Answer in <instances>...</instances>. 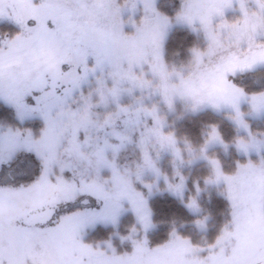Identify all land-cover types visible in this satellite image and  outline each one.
Here are the masks:
<instances>
[{
	"label": "snow or ice",
	"instance_id": "snow-or-ice-1",
	"mask_svg": "<svg viewBox=\"0 0 264 264\" xmlns=\"http://www.w3.org/2000/svg\"><path fill=\"white\" fill-rule=\"evenodd\" d=\"M173 23L205 41L191 50L197 70L179 79L163 56ZM205 54L216 63L201 69ZM257 64L264 0H178L173 15L158 0H0V264H264V139L242 108L264 113V89L231 80ZM177 100L229 108L247 134L234 137L240 159L228 169L206 155L209 144H224L217 125L199 148L211 169L205 183L220 185L228 202L227 220L203 244L175 229L159 243L148 239L145 173L163 175L183 196L179 170L172 183L157 166L161 152L183 162L161 110ZM129 145L132 168L119 162ZM186 206L198 209L195 196ZM129 210L142 238L122 237L124 249L85 240L87 228Z\"/></svg>",
	"mask_w": 264,
	"mask_h": 264
},
{
	"label": "trees",
	"instance_id": "trees-1",
	"mask_svg": "<svg viewBox=\"0 0 264 264\" xmlns=\"http://www.w3.org/2000/svg\"><path fill=\"white\" fill-rule=\"evenodd\" d=\"M170 6L165 7V3L170 2ZM159 6L162 11L169 15H173L178 5V0H158ZM4 30H8L5 28ZM165 39L163 46V56L170 70H172L175 63L184 62L183 64H190L193 60L192 49H205V41L198 31H193L187 26H172ZM264 70V68H263ZM181 73V76H184ZM256 75L258 71L252 72ZM243 73H236L231 77L238 86L244 88L248 92L258 91L264 89V85H251L248 80H242ZM261 80V79H260ZM258 81V80H257ZM260 82V81H259ZM163 115L165 116L166 128L174 132L178 139V145L182 150L186 148L184 141L187 140L188 144L192 148L199 152L200 146L204 143L207 138L210 125H217L224 143L227 147H220L216 149V152L212 153L218 158L224 168H231L238 159L240 154L236 151L233 146V140L236 136H246L247 134L241 133L237 130L236 125L231 120L227 119L225 114H218L213 110L205 109L198 111V113L191 114L189 112H181L178 109L173 114H167L164 108L161 106ZM38 121H33L31 126L37 127ZM258 129H264V117L257 122ZM255 125V121L252 123ZM260 136V135H259ZM166 157L162 158L159 162V168L163 174L170 176L173 174L171 166L165 162ZM188 173V186L192 187V181L197 180L198 184L202 186L204 178L211 175L210 167L203 165H196L193 170H185ZM144 180L152 184L151 195L147 198L149 207L151 209V222L152 227L148 230V239L152 243H159L168 237V234L175 229L177 233L189 238L193 243L197 242L201 238L205 242L214 240L217 236L221 226L225 223L228 218V202L221 194V189H213L211 191L203 192V199L201 205V213L193 214L190 213L186 207L184 199L175 196L172 192L168 191L162 178H156L154 176L143 177ZM173 180H176L174 177ZM141 190L148 194L147 189L141 187ZM167 190V191H166ZM207 217V229L203 232H199L192 222L196 219ZM118 231L121 235H126L130 230L135 229V233L131 235L134 239H139L143 235L139 225L137 224L136 218L131 214H124L119 221ZM115 230L112 226H98L92 231H89L85 236V240L97 244L99 241L112 240L114 243L115 237L111 236ZM123 244V245H122ZM122 244H116L117 249L127 248L129 240H125Z\"/></svg>",
	"mask_w": 264,
	"mask_h": 264
},
{
	"label": "rangeland",
	"instance_id": "rangeland-1",
	"mask_svg": "<svg viewBox=\"0 0 264 264\" xmlns=\"http://www.w3.org/2000/svg\"><path fill=\"white\" fill-rule=\"evenodd\" d=\"M170 3H171V1L168 2V3H165L164 4L165 7H167L168 5L170 6ZM229 15H231V13H229ZM175 25L176 26H184L183 24H177V23H173L172 26H175ZM171 27L169 29H171ZM4 31H8V30H4ZM169 31L170 30H168V32ZM168 32H167V34H168ZM166 37H167V35H166ZM166 37H165V39H166ZM164 44H165V40H164ZM192 54H193V52H192ZM202 61H203V63L201 65V69H203L205 66H207L209 64H215L216 63V58L215 57H209V56H207L205 54L202 57ZM183 63L184 62L180 61V63H175V65L172 67L173 69L171 71L173 72V78L179 79V77H181V73H184L185 70H187V73L184 76H187L188 74H190V73H192V72H194V71L197 70L196 65H195V62H194V57H193V60H191L190 64H183ZM263 68H264V64H257L256 66L252 67L248 71H243V72L237 71L236 73H238V74L239 73H242V74L244 73L245 75L243 76L242 80H248L249 84H251V85H254L255 86V85L261 84V82L264 85V70H263ZM254 71H258L259 73H257L254 76V75H252V74H254V73H252ZM161 106H162V108H164V111L168 112L167 114H169V113L170 114L175 113V110L176 109H178V111H181L182 113L183 112H189L191 114L198 113V111H201V110H205V109H209L210 110L211 109V110H213L214 112H216L218 114H221V113L225 114V116L227 117V119H229V120H231L233 122V120L231 119L232 111L229 108H221L219 110H216V109H212V108H209V107H201V108H198L196 110H193L191 108V106H190V103H188V102H186L184 100H177V102L175 103V106L171 110L167 109L163 105H161ZM242 108L246 112V117L245 118L248 121V123L250 125V128L253 131V133L257 136V138L264 139V135H262V134H264V129L263 130H259L258 129V125H257V122L259 120H261V118L264 117V113H259V114L253 113V112H251V111H249L247 109V105H245V104H242ZM254 121H255V125H257V126H253L252 127V123ZM165 125H167V123H165ZM237 130L239 132L245 134V132H244V130L242 128L241 129H237ZM225 145H226V143H224V144H220V143L209 144L208 147H207V149H206V155H208V156H215V155H212V153L216 152V149L217 148L224 147ZM232 145L234 146V143ZM192 150H193L192 153H189L186 150V148L184 150H182L183 162H181L180 160H176L175 161V164L173 163V158H172V156H171L170 153H168V152H161L160 153V156H159V158L157 160V166L159 167V164L158 163L161 162V159L163 157H165V155H168L169 156V157H166V159H165V162H167V164L171 166V169L173 171V174L170 175V176H168L169 181L172 182V183H178L179 182V176H177V175L174 174L177 169L179 170V173L185 178L184 179V188H183V196H182V198L179 195H175V194L174 195L177 196V197H180L181 199H184L185 200L184 202L186 203V205H187V202L189 200V197L195 196V199H196L197 204H198V209L197 210H193V209L188 208L187 206L186 207L188 208V210L190 211V213H193V214H197L198 213L199 214V213H201V210H202L200 204L202 203V199H203V196L202 195H203V192H205V191H211V190L217 189V188L218 189L219 188L221 189V186L218 185V184H214V183H205V178L202 181V186H200L198 184V181L197 180L192 181V187H189L188 186V181H189L188 180V177H189V175H188V173H186V171H185L186 169L189 172V170H193V167H195L196 165H200V164L203 165V166H206V167H210L209 164H208V161L205 159L204 155H201L200 152H198L194 148H192ZM161 156H162V158H161ZM135 159H136V154H135V151L133 149V146L129 145L126 150H122V152L120 153L119 162L121 163V165H125V166H128L129 168H132L133 167L132 162ZM147 175L148 176H154L156 178H162V180L164 182V176L163 175L157 177L154 174H152L150 172H147V173H145L144 177L145 176L147 177ZM174 177H176V180H173ZM197 187L199 188V192L198 193L196 191ZM166 188H167V186H166ZM167 190H168V188H167ZM144 195L147 198L150 196L149 194H146V193H144ZM124 214H131V215H133L130 210L129 211H124V212H122L119 215V217L117 219V222L115 224H112V223H97L94 226H91V227H89V228L86 229L85 236L87 235V233L89 231H92V229H95L99 225L100 226H110L111 225L112 228L115 230V232H113L111 236L115 237L114 240L116 241V243H114V241H112V240H109V241L108 240H105V241H99V243H97V244H99L102 248H106L109 244H111L112 246L116 247V244H122V243H124L125 240H128V239H121L122 237H131L132 233L134 234L136 232V231H133V229H132L126 235H121L120 234V231H118L119 230L118 229V225H119L120 219L122 218V215H124ZM207 219H208L207 217L199 218V219L194 220L192 222V224H193V226H195L197 228V230L199 232H203L204 230L207 229V225H206ZM197 220H202L203 221V227H201L200 225H198L196 223ZM137 224L139 225V228H140L141 232L144 235V232H143V229L141 228V225L138 222H137ZM151 227H150V229H151ZM143 235L141 236V238L143 237ZM181 236L182 237H185L183 235H181ZM204 242H205V240L203 238H201L200 240H198L194 244H203Z\"/></svg>",
	"mask_w": 264,
	"mask_h": 264
}]
</instances>
